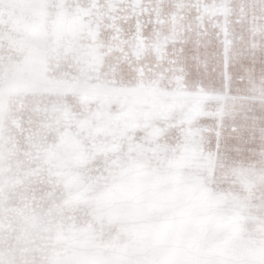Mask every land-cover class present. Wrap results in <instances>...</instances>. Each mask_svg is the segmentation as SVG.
Wrapping results in <instances>:
<instances>
[{
    "label": "snow or ice",
    "instance_id": "1",
    "mask_svg": "<svg viewBox=\"0 0 264 264\" xmlns=\"http://www.w3.org/2000/svg\"><path fill=\"white\" fill-rule=\"evenodd\" d=\"M0 264H264V0H0Z\"/></svg>",
    "mask_w": 264,
    "mask_h": 264
}]
</instances>
